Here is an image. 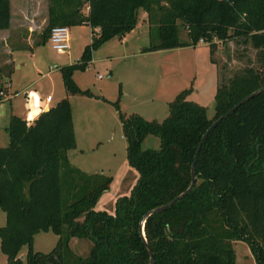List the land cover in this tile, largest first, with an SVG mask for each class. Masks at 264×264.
Here are the masks:
<instances>
[{
  "label": "trees",
  "instance_id": "trees-1",
  "mask_svg": "<svg viewBox=\"0 0 264 264\" xmlns=\"http://www.w3.org/2000/svg\"><path fill=\"white\" fill-rule=\"evenodd\" d=\"M88 3L87 14L83 12ZM47 43L52 27L89 25L91 42L80 59L60 67L67 96L93 97L81 89L74 72L85 71L92 54L107 41L123 37L145 11L150 43L144 52L209 46L211 62L217 41L251 45L258 65L246 67L215 94V116L188 100L192 87L167 103L162 122L126 114L113 102L126 141L127 164L138 173L129 196L118 198L115 212L96 210L111 177L87 174L70 162L76 145L69 98L35 120L12 115L9 142L0 147V251L8 264H149L139 226L148 211L166 205L191 184L192 162L210 125L253 92L264 88V0H48ZM10 0H0V30L11 25ZM95 28L99 29L95 32ZM184 29L187 39L180 37ZM148 135L160 149H143ZM193 190L163 212L150 214L144 236L154 264H236L235 241L245 242L256 264H264V92L242 103L205 139L196 161ZM51 231L56 246L35 252L34 236ZM87 238L89 257L70 248L73 238ZM27 247L24 258L22 248ZM25 262V263H24Z\"/></svg>",
  "mask_w": 264,
  "mask_h": 264
},
{
  "label": "rangeland",
  "instance_id": "rangeland-1",
  "mask_svg": "<svg viewBox=\"0 0 264 264\" xmlns=\"http://www.w3.org/2000/svg\"><path fill=\"white\" fill-rule=\"evenodd\" d=\"M34 1L38 7L33 18L37 20V25L41 26L47 15L48 0H10L14 9L18 7L16 4L25 3L29 10L33 8L32 3ZM83 12L85 14L88 12L85 5ZM144 12L142 10L138 13V20H140L138 25L142 23L141 17ZM28 21L34 25L31 20ZM47 25L48 23L44 24L42 28L33 26L35 29L33 28L32 37L36 35L38 37L36 41L41 39V34L46 30ZM144 25L146 32L139 37L141 44L148 38V21L147 25L146 23ZM138 29L141 31V26ZM69 35L71 44L68 54L56 53L49 43L36 45L38 48L36 58L46 71H49L48 64H51L50 70L51 72L54 70V74L50 78L43 76L46 79L43 81L44 78L42 77L43 79L39 80L36 86L26 91L27 94H32L35 91V94L42 95L41 97L44 99L51 83L55 85L56 97L60 93L65 94L61 72H58L56 68L54 69L53 64H65L69 58L73 59V63L76 62L84 47L81 45L86 43L87 38L91 36V28L89 25L70 26ZM180 37L183 40L187 39L184 29L180 31ZM113 42L107 43V46L102 48L106 50L101 49L95 54L96 62L90 63L88 70L77 71L74 74L79 87L88 89L95 94L96 98L78 95L72 99L73 119L79 145L86 150L85 154L78 155L76 158L73 157V165L82 166L89 172L101 173L103 171L104 175L112 178L109 190L100 196L95 207L96 210L103 211L107 215L114 214L116 200L120 197L129 196L138 179L136 170L127 165L126 141L121 139L120 123L113 102L118 100L120 110L126 114L140 113L144 117L146 116L148 120L156 119L158 122H162L169 114L166 102L174 99V92L178 93L182 89L192 87L194 91L188 100L204 106L207 109L208 118L213 119L217 86L220 83L228 82L234 74L244 68L258 65L259 54L251 45L233 40L224 44L217 41L213 55L215 64L211 62L209 45L204 42L199 43L197 48L183 47L162 50L160 53L144 52L137 57H123V54H117ZM140 42L133 40L128 46L134 51ZM109 44L112 45L109 46ZM148 44L149 40L146 45ZM30 51L32 52L31 49L28 50V52ZM28 55L29 53L25 52V56ZM108 55L110 58H107ZM54 58L56 62L52 63ZM106 59L113 61L105 64ZM55 71H57L56 75L59 73L60 78L55 76ZM28 75L26 74V76ZM38 76L39 74L36 73L31 75L32 79ZM126 91L130 93L129 96H125ZM134 94L138 97L135 100ZM19 96L23 97L22 94ZM5 98L7 99V97ZM24 108L27 113V107ZM19 112H22V109H19ZM27 116L29 117L30 114L27 113L26 118ZM2 136L3 129L0 131V140ZM142 146L144 150L147 148L160 149V140L158 137L148 135ZM5 224V213L0 209V228ZM34 240V251L39 253L50 252L58 241L57 236L51 231L40 232L34 236ZM70 248L76 255L86 258L92 251L93 243L87 238L76 237L71 240ZM23 250L26 252L27 247H24ZM233 250L236 255V264H256L245 242L235 241ZM22 256L24 258V255ZM0 264H8L6 256L1 251Z\"/></svg>",
  "mask_w": 264,
  "mask_h": 264
},
{
  "label": "crops",
  "instance_id": "crops-1",
  "mask_svg": "<svg viewBox=\"0 0 264 264\" xmlns=\"http://www.w3.org/2000/svg\"><path fill=\"white\" fill-rule=\"evenodd\" d=\"M34 3H35V1L32 3V5H34L33 8L31 10H29V7H27V5L25 3L16 4V5H18V7L17 8L15 7V9H14V7H12L11 2H10V5H11L10 23H11V25L8 29L0 30V88H2L6 84H10V88L5 90V93L8 96L7 99L6 98L3 99L2 97L0 98V100H1L0 101V131H1V129H3V136L0 140V147L6 146L9 142V134H8L6 129H7V126L9 124L10 117L12 115H15L17 117L19 116L23 119L28 120L29 117L36 116V115H34V113L31 114V112L34 109L36 110L35 112L38 113L37 116L40 114L39 110L43 105H45L46 98L48 96H51L52 100L49 103V105L46 107L45 111H47L51 105H54L55 101L58 102L67 96L66 93L65 94L60 93L59 96L56 97L55 85L53 83H51V85L48 87V90L45 93L46 97L44 99H43V97H41L42 95H40L38 93L35 94V91H33L32 94H27L28 92H26L29 89H31L33 86H36V83L39 80H42L44 78L43 79V81H44L47 77H49V78L53 77L52 75L54 74V70H53V72H51V70H50L51 69L50 67H52L51 64H48L49 71H46L45 68L43 69L41 62H39V60L36 58L37 51H38V48H36V45L39 43H43L42 42L43 40L41 38L40 40L36 41V39H38V37H36V35H34L35 38L32 37L33 31L35 29L33 26H35L36 28H38V27L42 28L44 26V24L48 23L47 22V20H48V5H47V15L45 16L44 20L42 21L41 26L40 25L38 26L37 25L38 22H36L37 20L35 18H33L34 13L35 14L37 13L38 5H35ZM143 14L144 15L141 17L142 23H140V25L137 24V26L131 32L126 33L125 36H123V37H120V38L115 37V38L107 41V43H112L113 41H115L113 43H115L114 48H115L117 54H123L122 55L123 57H125V56L137 57L140 54L144 53L143 48H145L149 45V44L148 45H146V44L148 43V40L150 43V37H149V26H148L147 27V37L148 38H146V41L144 40L143 44H141V42H140L141 38H139V37L141 35H144V32H146V27H145L144 23H146V25H147V21H148L146 13L144 12ZM28 20H31L34 23V25L32 23H30ZM139 21H138V23H139ZM86 26H88V25H86ZM140 26H141V31H139V29H138V28H140ZM143 28H145V29H143ZM91 32H92V28H91ZM38 33H40V32H38ZM41 36H42V34H41ZM87 39H88V41H86V43L81 45V46H84L83 49L92 40L91 36L88 37ZM133 40L136 42H138V41L140 42V45H136V48L134 51L132 50V48H130L128 46V44ZM48 43H49V41L47 42V44ZM107 43H105L99 49H97L96 51L93 52V54H92L93 60L91 63L94 64L96 62V58L94 57L95 54L97 52H99L102 48H104V46H107ZM110 45H112V44H109V46ZM198 45H200V44H198ZM179 48H183V47H179ZM179 48H177V49H179ZM187 48H191V47H187ZM30 49L32 50V52L31 51L28 52V50H30ZM102 50H106V49H102ZM161 51H155L154 53H156V52L160 53ZM25 52L29 53V55L25 56ZM30 53H32V54H30ZM68 53H66V54H68ZM146 53H148V52H146ZM29 56H30V58H29ZM107 58H110L109 55L107 56ZM72 61H73V59L69 58L68 62L65 64H60V63L55 64L54 63L53 64L54 69L56 68V70L59 72L60 67L65 66V65H71V63H73ZM105 61H106L105 64H107L108 62L113 61V60L112 59H106ZM53 62H56L55 58L53 59L52 63ZM57 71H55V76H59V78H60L59 73H57V75H56ZM32 73L33 74H35V73L39 74V76L35 79H32V77H31ZM26 74H29V75L26 76ZM74 74H75V72H74ZM74 74H73V76H74ZM43 76H45L46 78ZM74 79L76 81L75 76H74ZM83 90H85V89H83ZM192 90H193V88H192ZM179 93L180 92L176 93V91H175L174 92V98ZM21 94L23 95V97L19 96ZM129 95H130V93L128 91H126L125 96H129ZM77 96L78 95L67 96L69 98V101L71 104V111H72V99L77 97ZM80 96H82V95H80ZM13 98H15V99L13 100ZM90 98L95 99L96 98L95 94L93 97H90ZM133 98L135 100L138 97L134 94ZM170 101H172V100H170ZM16 102H18V103H16ZM167 103L168 102H166V106H167ZM22 105L24 107H27V109H28L27 113L30 114V116L29 117L27 116V118H26L27 113L24 110L25 108ZM19 109H22V112H19ZM23 110L25 111V113L23 112ZM132 114H134V113L132 112ZM137 114L141 115L145 119L147 118L146 116L144 117V115H142L140 113H137ZM117 116H118V112H117ZM33 118H35V117H33ZM35 119H33V120H35ZM151 120H156V119H151ZM119 123H120V121H119ZM73 125H74V130H75L76 145H75L74 150H71L68 152V156H69V159H70V162L72 163V165H73V157L74 156L76 158L78 155H83L86 152V150L84 148H81L79 145V141H78V137H77V130L75 129L74 119H73ZM119 126L121 129V124H119ZM121 133H122V129H121ZM121 139H124L123 133L121 134ZM145 141H146V139L143 141V143ZM143 143H142V145H143ZM125 149H127L126 145H125ZM77 167H79L81 170H83L87 174L98 173L96 171L89 172V171L85 170L82 166H77ZM101 173L104 174L103 171ZM34 243H35V240H34ZM33 249H34V245H33ZM25 253L26 252H24V250L22 248V250L20 252L21 256L25 255Z\"/></svg>",
  "mask_w": 264,
  "mask_h": 264
},
{
  "label": "water",
  "instance_id": "water-1",
  "mask_svg": "<svg viewBox=\"0 0 264 264\" xmlns=\"http://www.w3.org/2000/svg\"><path fill=\"white\" fill-rule=\"evenodd\" d=\"M264 92V88L260 89V90H257L255 92H253V94L249 95L248 97L244 98L240 103H238L237 105H235V107L233 109H231L229 112H227L226 114L220 116L219 118H217L216 121H214L210 126V128L207 130V132L202 136L201 138V141H200V146L196 152V155L194 157V160H193V164H192V168H191V184L189 185V187L183 191V193H181L180 195H178L177 197L173 198L172 201L166 203V205H163V206H160V207H157V208H154L150 211H148L147 214H145L142 218V220L140 221V226H139V231L142 235V237L144 238V241H145V245H146V248L148 249V253L150 254V263L149 264H154V255L152 254L147 242H146V239H145V236H144V223L147 219V217L152 214V213H158V212H163L165 211L168 207H171L173 206L175 203H177L179 200H181L184 196H186L187 194H189L193 188L195 187L196 185V177H195V170H196V161H197V158H198V154L201 150V147L205 141V139L208 137V135L217 127V124L227 118L230 114L234 113L235 110L238 108V106H240L242 103H245L251 99H253L254 96L258 95L259 93H262ZM23 256H21L20 258L22 259Z\"/></svg>",
  "mask_w": 264,
  "mask_h": 264
},
{
  "label": "built area",
  "instance_id": "built-area-1",
  "mask_svg": "<svg viewBox=\"0 0 264 264\" xmlns=\"http://www.w3.org/2000/svg\"><path fill=\"white\" fill-rule=\"evenodd\" d=\"M85 6L88 10L89 9L88 3H85ZM95 32H98L97 28H95ZM48 40H49V43L52 49H54L56 53L66 54L69 52L71 40H70V35H69V28L67 26L52 27ZM203 42L204 41L201 40L199 43H203ZM99 77L101 78L102 76L100 75ZM8 88H10V84H6L2 88H0V98L2 97L4 99L5 97H8L7 94H5V90ZM51 100H52V97L48 96L46 98L45 105H43L40 108L39 112L45 111L46 107L49 105ZM28 120L31 123L33 121V117H30Z\"/></svg>",
  "mask_w": 264,
  "mask_h": 264
},
{
  "label": "bare ground",
  "instance_id": "bare-ground-1",
  "mask_svg": "<svg viewBox=\"0 0 264 264\" xmlns=\"http://www.w3.org/2000/svg\"><path fill=\"white\" fill-rule=\"evenodd\" d=\"M98 31H99V29H98ZM199 44V43H198Z\"/></svg>",
  "mask_w": 264,
  "mask_h": 264
}]
</instances>
